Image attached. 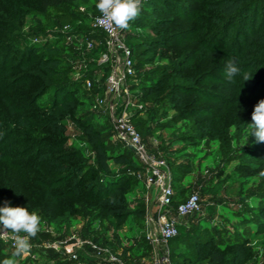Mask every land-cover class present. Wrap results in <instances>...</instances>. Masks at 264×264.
<instances>
[{
	"label": "rangeland",
	"instance_id": "1",
	"mask_svg": "<svg viewBox=\"0 0 264 264\" xmlns=\"http://www.w3.org/2000/svg\"><path fill=\"white\" fill-rule=\"evenodd\" d=\"M88 1V3L77 1L75 5L73 13L80 20L79 28L67 32L71 40L66 42L64 58L72 67L73 79L87 77L91 81L90 87L86 84L79 92L78 109L87 110L89 121L96 129L105 133L109 150L112 153H120L125 145L117 138L115 131H112L114 126L111 109L113 107L120 109L122 102L118 103L117 99L108 93V77L114 65L112 61L103 62L104 53L107 51L87 47V42L90 41L88 37L99 35L97 31L91 29L100 14L95 6L99 0ZM187 3L189 7H196L198 4L195 1ZM209 15L210 11L200 8V18L197 16L199 18H196L197 21L194 14L179 20L164 9L161 10L155 1L142 0L140 16L130 22L129 29H119L124 41L133 50L137 63L136 74L127 83L134 104L129 119L139 130L147 151L170 163L169 170L175 174L172 175L174 191L178 195L184 194L185 197L191 193H198L201 198L200 212L179 219L187 235L175 239L166 247L173 256L174 263L185 264L186 255L203 257L205 252L201 253L200 249L194 246L195 243L214 240L215 248L227 254L225 264H230L229 248L234 243L244 241H250L251 247V257L246 264H264V236H258L257 227L251 223L259 208L264 205L262 184L264 179L258 168L260 163L251 154L259 142L250 135L251 128L245 123L246 103L249 102V98L245 95L237 104L223 105L226 98L232 95L229 84L223 80L225 76L221 70L212 69L204 53L199 50L201 34L198 33L203 29L202 25H205L204 29L211 27L212 23L207 18ZM58 18L59 13L56 10H49L44 17L39 18L43 26L39 28V20L28 16L22 30L27 35L33 31L35 34L42 32L43 37L31 36L32 41L54 39L57 34L64 31L57 24ZM161 19H172L174 24L168 26L164 32L166 48L154 53L146 50L143 44L161 37V33L155 34L153 31V26ZM131 39L136 44L130 42ZM95 41L98 49H101L102 42ZM184 61L191 65L190 70L182 69ZM175 66L178 67L177 71H182L186 77H190L191 82L185 76L181 78L175 76L172 81L179 85H191L192 88H188L190 91L188 95L195 97L196 106L186 104L178 107L173 90L169 91L171 89L169 84L168 88H160L155 90L152 96L149 95L153 91V87L147 84L148 80L152 79L150 77L155 76L156 72L173 70ZM142 85H146L145 89L141 88ZM48 95L42 99L43 103L47 101ZM120 100L122 101L123 97ZM218 103L222 112H219ZM202 110L208 115H202L200 113ZM118 114L116 111L114 117ZM212 114L216 117L214 118ZM210 116H212L210 121L218 122L216 129L218 136L202 137L199 134L193 139L192 131H197ZM63 123L67 129V145L79 149L95 167L93 153L78 138L81 124L70 116L65 117ZM156 127L161 129L160 136L163 140L153 136L152 130ZM129 153L127 151V154ZM131 158L135 165L130 167L127 181L121 182L125 190L130 189L126 195L127 214L124 223L120 224L113 217L106 214L101 216L97 211L89 210L88 215L72 216L67 220L53 221L52 224L42 221L37 236L49 235L53 239L71 237V242H74V237L85 242L92 241L104 249L106 256L113 255L120 261L131 264L150 261L157 253H163L164 247L155 249L146 238L148 214L150 210L155 211L152 206L155 194L148 190L143 182L135 181L136 172L144 165L136 154ZM111 166L116 169L112 162ZM4 206L17 207L19 204L11 198L8 202L2 203V207ZM152 215L155 218L154 213ZM32 239L30 241L33 246L43 242L38 239L33 242ZM94 239H97V242ZM0 250L2 255L12 256L14 249L8 243L0 241ZM50 253L33 251L36 259L27 256L15 259L18 264H57ZM94 261L90 246L85 243L79 250V261L66 264Z\"/></svg>",
	"mask_w": 264,
	"mask_h": 264
},
{
	"label": "trees",
	"instance_id": "2",
	"mask_svg": "<svg viewBox=\"0 0 264 264\" xmlns=\"http://www.w3.org/2000/svg\"><path fill=\"white\" fill-rule=\"evenodd\" d=\"M77 1L89 2L0 0V207L12 198L19 204L17 207H26L29 212L34 209L42 221L51 224L72 216L88 215L89 210L97 211L101 216L106 214L122 224L127 214L126 195L130 189L125 190L121 182L127 181L130 167L135 165L131 158L135 153L125 146L120 153H112L107 147L105 133L96 129L89 121L87 110L77 107L79 92L90 81L87 77L73 79L72 67L64 58L68 38L64 28L75 31L79 28L80 20L73 13ZM154 1L161 10L164 9L179 20L194 14L197 21L200 18V8L210 11L209 17H206L212 25L208 29H204L205 25H202L203 29L198 33L201 34L199 50L204 53L212 69L221 70L224 76L230 59L241 69V73L234 76L232 81L223 77L232 94L223 105L237 104L247 95L249 102L246 103L245 123H254L251 119L254 108L264 100V0ZM188 1L198 4L196 7H189ZM52 9L59 13L57 24L64 31L54 39L32 41L31 36L43 37L42 32L24 34L22 27L25 18H37L38 27L42 28L39 18ZM173 24L172 19L158 20L153 31L162 35L146 41L144 48L154 53L166 48L164 32ZM91 30L97 31L99 35L88 37V40L105 43V35L100 30L94 27ZM130 42L136 44L132 39ZM95 50L106 51L103 45L101 49L97 47ZM131 51L136 71V57L132 49ZM95 53L97 55V51ZM181 67L183 70L191 69L187 61ZM177 68L175 66L173 70L156 72V77L152 75L147 83L153 87L149 95L152 96L160 88H168L169 84V91L173 90L178 107L186 104L196 106L195 97L188 95L191 85H179L172 81L175 76H185ZM245 73L249 75V80L243 79ZM186 79L190 80V77ZM145 87L146 85H142L141 88ZM46 95L48 99L43 103L42 99ZM218 104L220 111H217L222 112L221 105ZM200 113L208 115L204 110ZM67 116L79 123L83 121L80 123L78 138L93 153L95 167L79 149L67 145V129L63 123ZM212 116L216 117L215 114ZM212 116L197 131H192L193 139L199 134L202 137L218 136V122L210 121ZM239 121L240 119L237 122ZM160 131L156 127L152 133L154 137L158 136V139L163 140ZM127 151L130 153L127 154ZM251 154L260 163L258 168L261 174L264 172V142H259ZM111 162L116 169L112 168ZM167 164L171 167L168 161ZM142 171L144 167L134 176L137 183L141 182L138 174ZM262 177L264 179V175ZM262 184L264 185V180ZM185 198L184 194L176 193L175 205ZM252 220L251 223L258 229V236H264V205ZM186 235L185 227L180 225L179 235L175 239ZM35 239L53 240L49 235L37 236L32 239L33 242H36ZM94 241L97 242V239ZM194 246L205 254L203 257L186 255L185 264H225L227 254L215 248L214 240L197 241ZM229 251L230 264H246L251 257L250 241L234 243ZM50 256L57 264H63L59 255L50 253ZM6 258L12 256L2 255L0 250V264ZM171 259L173 261V256Z\"/></svg>",
	"mask_w": 264,
	"mask_h": 264
},
{
	"label": "built area",
	"instance_id": "3",
	"mask_svg": "<svg viewBox=\"0 0 264 264\" xmlns=\"http://www.w3.org/2000/svg\"><path fill=\"white\" fill-rule=\"evenodd\" d=\"M93 27L105 35V43H102V45L107 52H105L106 54L104 53L105 61L103 62L112 61L114 65L108 77V93L114 99H117L118 103L122 102L120 109L113 106L111 109L115 134L122 144L131 148L139 157L144 165V171L138 174V178L148 190H152L155 194V211H149L146 238L155 249L164 247L163 249L165 250L163 253H157L150 261L140 264H173L170 251L166 247L179 235V226L181 225L179 219H184L189 215L200 212L201 198L198 193H191L175 205L176 193L172 186V173L167 162L147 151L143 145L140 133L130 123L129 116L134 104L130 98L127 83L129 78L135 76L136 73L132 51L124 41L122 32H119V29L102 13L95 19ZM64 30L67 33L70 28L65 27ZM67 40H71L69 36ZM87 47L88 49H95L98 44L96 41L90 40L87 42ZM87 86H91V81L87 82ZM122 97L123 100L121 101ZM116 111L119 114L114 117ZM153 213L155 218L152 217ZM71 239V237L54 238L53 240L38 242L37 246H33L32 243L30 254L27 257L36 259L33 256V251H44L59 255L63 264H66V262H78L79 250L86 243L90 246L95 261L84 264H131L122 262L113 255L106 256L104 249L92 241L85 242L81 238L74 237V242H71ZM0 241L8 243L14 249L12 233H8V236L0 239Z\"/></svg>",
	"mask_w": 264,
	"mask_h": 264
},
{
	"label": "clouds",
	"instance_id": "4",
	"mask_svg": "<svg viewBox=\"0 0 264 264\" xmlns=\"http://www.w3.org/2000/svg\"><path fill=\"white\" fill-rule=\"evenodd\" d=\"M95 6L116 28L127 30L130 22L140 16L142 0H99ZM240 73L241 69L230 59L225 69L226 78L232 81L233 77ZM243 79L249 80V75L245 73ZM251 119L254 123L249 125L250 135L254 136L257 142H264V100L255 106ZM261 175H264V172ZM41 223V216L35 211L29 212L26 207H0V239L6 238L8 233H12L14 238L12 258L4 259L2 264H18L16 257L30 254V239L40 232Z\"/></svg>",
	"mask_w": 264,
	"mask_h": 264
},
{
	"label": "crops",
	"instance_id": "5",
	"mask_svg": "<svg viewBox=\"0 0 264 264\" xmlns=\"http://www.w3.org/2000/svg\"><path fill=\"white\" fill-rule=\"evenodd\" d=\"M153 192V191H152ZM154 200H155V198H154ZM154 200H153V202H152V206H153V208H154ZM155 215V214H154Z\"/></svg>",
	"mask_w": 264,
	"mask_h": 264
}]
</instances>
